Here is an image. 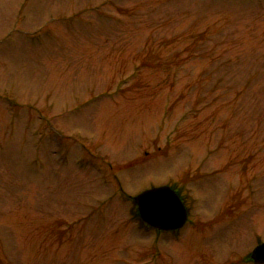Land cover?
Wrapping results in <instances>:
<instances>
[{
	"label": "rangeland",
	"instance_id": "374dc122",
	"mask_svg": "<svg viewBox=\"0 0 264 264\" xmlns=\"http://www.w3.org/2000/svg\"><path fill=\"white\" fill-rule=\"evenodd\" d=\"M180 191L177 233L133 197ZM264 0H0V264H254Z\"/></svg>",
	"mask_w": 264,
	"mask_h": 264
},
{
	"label": "water",
	"instance_id": "95a60500",
	"mask_svg": "<svg viewBox=\"0 0 264 264\" xmlns=\"http://www.w3.org/2000/svg\"><path fill=\"white\" fill-rule=\"evenodd\" d=\"M140 219L160 231L177 230L187 220L186 209L173 189L168 186L154 187L134 197ZM251 259L264 264V242L251 251Z\"/></svg>",
	"mask_w": 264,
	"mask_h": 264
},
{
	"label": "flooded vegetation",
	"instance_id": "af4514ba",
	"mask_svg": "<svg viewBox=\"0 0 264 264\" xmlns=\"http://www.w3.org/2000/svg\"><path fill=\"white\" fill-rule=\"evenodd\" d=\"M176 192H177V191H176ZM180 230H181V229H180ZM180 230L170 231V232H168V233L177 234ZM249 257H250V256H249ZM249 262H250V263H254V262L252 261L251 258H250ZM254 264H256V263H254Z\"/></svg>",
	"mask_w": 264,
	"mask_h": 264
}]
</instances>
